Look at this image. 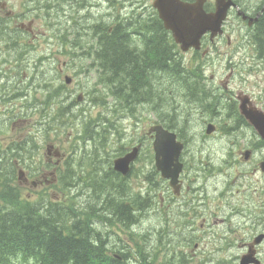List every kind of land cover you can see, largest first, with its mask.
<instances>
[{"label":"rangeland","instance_id":"374dc122","mask_svg":"<svg viewBox=\"0 0 264 264\" xmlns=\"http://www.w3.org/2000/svg\"><path fill=\"white\" fill-rule=\"evenodd\" d=\"M12 1L16 5H20L24 0ZM139 1L146 6L144 22L154 20L155 15L157 16V13L152 9L154 0H73V4L63 2L57 14L52 11L54 14H51V19L47 17L44 20L45 16H42L34 20L31 17L30 21L34 22V29L38 32L48 31L47 33H49V29H52L56 35L59 34L58 39H55L59 40L61 37V51L54 50V41L48 38L49 34L46 39L41 41L46 43L38 51L33 52L8 49L6 40L3 41L5 38H1L0 79L1 77L8 78L7 86L10 90L5 95L7 100L4 103L14 106L16 111L11 114L18 117L0 113V154L10 142L19 141L18 137L25 136L29 130H33V126L41 117L37 111L43 107L47 110L53 104L49 93L54 95L55 85H59L57 79L61 77L62 89L59 99L63 102L60 107L62 111H59L60 105L57 106V111L60 114L56 112L55 116H51V119L56 120H51V123L44 126L42 139H40V135L38 139H35V142L37 144L51 142L61 150L66 158L63 163V176H60L61 185L63 187L66 183H74V187L71 192L68 191L69 188L66 191L61 190L62 187L59 184L56 185L55 181L52 182L51 176L45 178L36 176L30 179V183L25 182V178L28 176H17L19 169H26L23 162L28 153L27 148L32 151L34 149L22 145L20 151L16 153L14 151L12 157L19 162V165L14 167L16 176H12L8 182L0 180V207L9 205L7 204L8 195L2 193L3 189L9 185L7 191L17 192L20 201L24 204L25 202L39 201L45 193L48 195V200L53 203L67 205L76 203L79 206L88 203L92 206V211H95V208L101 207V204L96 203L97 195L93 190L82 184L76 186L78 184L76 179L64 184V179L71 175V171L74 174L85 171L89 176H106L111 172L116 158L126 151L129 153L137 148L138 161L126 180L127 185L118 192H116V188L113 189L116 186L110 187L109 190H112L113 193H122L126 197L125 199L130 200L133 198L129 197L125 190L127 186L129 193L132 192L135 195L143 191L141 197L143 200L148 193L154 191L156 194L155 203L140 217L139 224L134 225L130 230L123 226L108 228L102 219L96 221L95 227L97 226L96 228H99L101 233L113 244L118 243L116 241L118 235L115 232H118L121 238L126 240V237L131 238L130 233L132 232L142 240L150 239V242L146 244L152 251L149 253L160 258L157 264H178L172 257L182 253L193 263L222 264V259L227 262L229 258L232 264H239L243 252L240 244L249 237L254 238L264 233V207L262 208L264 190L262 191L257 186H263L264 176L259 173L253 175V168H257L255 161L264 157V148L261 147V144H257L258 140L253 135L254 129L243 126L235 132L224 131L223 125L225 124H222V119L214 114L215 112L223 113L222 105L215 106V101L212 98L199 100L200 97L187 92L189 87L184 86V82H181L178 87L174 86L171 83V79L176 80L174 75L164 74L163 76L160 71L153 70L148 71L153 77H150L149 81L152 85L157 84L160 88L156 101H150L149 106L146 107L139 105L136 111L126 114L127 108L123 107V102H117L112 94L107 97V89L103 87L101 78L96 73L93 64H95L94 56L100 43V36L105 32L106 27H112L113 24L123 20L125 16L130 17L133 14L132 5ZM244 3L246 7H251L255 4V0H245ZM4 15L1 16L4 17ZM28 21L25 19V24ZM48 21L55 24L47 26ZM232 21H234L232 30L239 32L242 27L241 19L234 20L232 18L230 22ZM93 30H96L97 33H93ZM3 34L7 36L6 33ZM234 43L235 40H232L229 45L223 42L217 48L219 51L231 52ZM143 46H145L143 49H138V45H133L129 47V50L134 51L136 56H150L152 48L147 45ZM174 52L178 53V51ZM206 55L210 59L209 53ZM211 57L210 60H215L216 55L212 53ZM192 58L199 59L195 55H186L184 61ZM212 62L213 66L206 70L207 75L217 82L215 85L220 88L219 94L224 95V98H229L232 96V92L235 93L240 89L258 91L259 83L256 84L254 80H251L243 82L242 85L238 78V80H234V83L230 82L229 93H227L228 90L225 91L221 86V79L229 74H226L222 64L217 60ZM173 63L177 65L175 60ZM33 79L37 81L33 92L30 96L22 95L20 89L27 86ZM67 79L71 81L70 84H66ZM22 80L25 81L21 82ZM39 80L46 83L44 90L49 93H43L40 83H38ZM4 82L0 81V88L6 87ZM260 84L264 94V82ZM156 90L158 91V89ZM78 98L80 99L78 100ZM100 102L102 104L108 102L106 108L99 105ZM0 103H3L1 97ZM210 104H214L211 108L216 107L214 113L206 109ZM23 107L25 109L17 113ZM3 108L6 109L3 104H0V110H4ZM65 109L68 113L63 115ZM45 119L48 120L49 116H45ZM208 120H214L219 127V131L217 130L211 136L206 133ZM25 121L28 122L24 124ZM99 121L106 122V125L98 127L97 122ZM233 123L236 124L234 121H229V125L233 126ZM155 124L171 125L189 143L185 153L188 175L199 176L201 174V176L214 177L207 182L209 185L208 207L201 210L203 218L198 223L189 225L188 222L183 221L181 212H177L178 202H172V196L166 191L162 194L164 188L156 186L154 154L148 136L149 129ZM107 126V132L104 134V128ZM97 130L99 133H96ZM31 144L34 146L33 142ZM35 146L37 148L36 144ZM249 148L258 150L255 160L251 161L254 162L252 165H246L239 157L241 150L245 151ZM259 149H262V153L259 152ZM93 158L98 162V165L91 163ZM83 159H85V163L81 164L83 165L82 169L76 170ZM3 164H5L4 160L0 162V166L4 167ZM84 165L87 166L88 172ZM195 172L199 173L193 174ZM238 176H247L246 182H244V178L238 179ZM78 177L81 176L76 178L78 179ZM31 180L37 183V187L31 185ZM45 180L55 185L48 187ZM83 180V178L79 180L80 183H83ZM231 193L234 194L232 198V206L235 209L234 216L228 209L226 201L227 195ZM154 205H156L155 208ZM238 209H244V214L247 217L243 218L244 216L236 211ZM224 219L228 221L227 224L224 223ZM192 237L195 241L188 245L185 239ZM175 238L180 242L174 241ZM155 243L156 247L158 243L167 245L166 250L161 247V249H157L158 254H155L150 247ZM195 243L198 244L195 245ZM260 252L264 260V244L260 248ZM237 257L238 259H236Z\"/></svg>","mask_w":264,"mask_h":264},{"label":"flooded vegetation","instance_id":"af4514ba","mask_svg":"<svg viewBox=\"0 0 264 264\" xmlns=\"http://www.w3.org/2000/svg\"><path fill=\"white\" fill-rule=\"evenodd\" d=\"M188 2H195L196 0H187ZM216 0H204V8L207 13H213L216 11ZM234 7L230 9L228 18L224 22L223 25V33L222 35H219L217 38L213 39L210 34H207L203 37V55H206V53H209L210 59H212L211 55L214 53L216 55L215 60H210L208 56L206 55V59L202 61H186L184 62V66H186L187 69L189 68H198V72L201 75V80L194 86L190 87L192 90L191 94L195 95L196 97H204L203 100L206 98H209L215 101V106H223V113H217L213 112L216 107H212V104H210L209 107H206V109L210 110V112L217 114L222 119L223 130L227 132L232 131L235 132L239 127H247L254 129L250 123H248L244 117L241 115L242 108H246L249 110H255L264 112V94L261 90V84L264 82V0H255V4L251 7H246L245 0H232ZM65 2L68 4H73V0H24L20 5H16L15 2L12 0H0V12L1 14L4 13L5 16V25L3 26L2 32L6 33L7 36L0 33V43H2L1 38L6 40L8 44V49H16L23 52H33L38 51L39 48L42 47V45L46 42H41L42 40L46 39L47 34H49L48 38L54 41V50L61 51L62 50V41L61 37L58 39L59 34L56 35L52 29H49V33L46 32H38V30L34 29V22L30 21L31 17L32 19L36 20L37 18H41L42 16H45L43 19L46 20V18L51 19V14H54L52 11H55L57 14L59 12V8L61 9L60 5ZM139 4L142 2L139 1ZM141 9H143L146 14V6L143 7L141 5ZM43 13V14H42ZM0 14V15H1ZM239 20L242 21V27L240 28L239 32H235L232 30V27L234 26V21L230 22V19ZM25 19H28L29 21L27 24H25ZM55 20V19H54ZM55 24L54 22H47V26H52ZM37 31V32H36ZM156 31V30H154ZM22 36V38H21ZM154 38L157 39L158 36L156 33H154ZM153 39V42L154 40ZM232 40H235L234 48L231 52H223L219 51L217 48L218 45H220L223 42H226V44L229 45ZM155 43V42H154ZM138 45V44H137ZM52 47V44L50 45ZM133 45H128V48ZM145 46L138 45V49H143ZM153 49V46L151 44L150 46ZM245 49V50H244ZM225 55V56H224ZM148 56L141 55L139 56V59H144L145 61L148 60ZM229 59V60H228ZM221 63L223 68L225 69L226 74L221 79V86L222 88L227 91L230 85V82L234 83V80H238L243 85V82L254 80L255 83H259L258 91H254L253 89H247V90H237L235 93H231L232 96L229 98H224V95L219 94V89L215 84L214 78H210L207 75V69L213 66L212 61H216ZM151 61H154V64L151 63L152 70L157 68V58L156 56L151 58ZM224 63V64H223ZM217 64V63H216ZM26 79V78H25ZM4 80H6L4 82ZM1 82H4V85L6 87L0 88V97L2 101H6L5 98L6 93H8L10 90L8 88V78L1 77ZM25 80H22L21 82H24ZM36 79H33L29 81V84L22 89H20L22 95H29L33 92V88L35 85ZM57 82L59 85H55L54 89V95L50 94L46 90H44L46 87V83L43 80H39L38 83H40V86L42 88L43 93H49L50 100L53 102L51 106H54L55 108L52 109L50 107L49 109H41L37 112L41 114L40 120L38 123H35V127L33 130H29L25 136L18 137L19 141H13L10 142L9 145L4 147L2 150L4 154L0 155L1 160L5 162V164H9L8 159H11L14 155L15 149L20 148L22 145L28 146L30 145V142H33L37 145V148H34L32 151L31 149L27 148V155L24 159L25 167L26 169H22L18 171L17 176H28L25 178L26 183H30V179L38 176H43L44 178L46 176L52 177V182H58V177L63 176V163L66 160L65 155L61 152V150L55 145L51 144V142H39L38 144L35 142V139H38L41 135V138L43 137V130L44 126L47 123H51V116L56 115L58 107H61V100L59 99V96H61V89H62V80L61 77L57 79ZM207 89V91H206ZM216 89V90H214ZM189 90V88H188ZM229 93V90L227 91ZM153 97V94H152ZM141 100L136 99L132 100L129 99V103L134 105L135 107L138 106ZM224 103H223V102ZM4 104V103H0ZM2 106V105H1ZM215 108V109H214ZM0 110V113H7L11 111V109H5ZM48 111V114H46ZM60 114V113H59ZM45 116H49V119L46 120ZM229 121H234L236 124L233 123L232 125H229ZM28 121H25L24 124H26ZM226 122V123H224ZM214 120H208L207 122V129L209 125L215 126V131L219 129L218 125L216 124ZM206 126V125H205ZM41 127V128H40ZM220 127V131H221ZM35 139L33 140L31 138V134L35 132ZM219 131V130H218ZM215 132V133H216ZM254 137L256 140H258L257 144H261V147L264 148V140L260 139L257 132L254 130ZM22 138V139H20ZM185 151L182 155V162H184V168L186 169V162H185V153L187 151V145L185 144ZM13 147L15 149H13ZM36 147V146H35ZM30 148V147H29ZM30 150V151H29ZM246 152H249V156H246ZM258 150H253L252 148H249L245 151L241 150L239 153V157L243 159L245 164L252 165L254 162H251L252 159L255 160L256 153ZM259 152L262 153V149H259ZM128 151L123 153L121 156H124L127 154ZM120 156V157H121ZM14 160L15 165H19L18 161ZM138 161V160H137ZM137 161L134 163V165L137 163ZM12 162V160H11ZM264 162V157H261L259 160L255 161L257 164V168H253V175L254 173H259L261 176H264V167L262 166V163ZM242 163V160H241ZM134 165L131 167V170H133ZM10 168H6V170L2 169L0 176H16L15 173L12 172V169L9 171ZM250 169V168H249ZM249 171V170H248ZM132 172V171H131ZM199 172H195L193 174H198ZM158 175V174H157ZM248 176V173H247ZM247 176H238L239 178H246ZM158 177V176H156ZM231 177V176H229ZM210 178H214L213 176H190L188 173L184 171L182 176L179 177V189L178 194L174 191L169 181H165L167 187L165 189L166 193L172 196V202L177 201L178 202V211L181 212L182 220L188 222L189 225L193 223H198L202 218L203 214L201 213V210L205 207H208V197H209V185L208 180ZM31 185L37 187V183L33 180H31ZM52 182H48V180H45V183H47L48 187H52L53 185H50ZM44 183V184H45ZM42 184V183H41ZM158 184V183H156ZM46 185V184H45ZM261 190H264V184L263 186L257 185ZM45 194V193H44ZM264 196V193L262 194ZM264 201V199H262ZM264 206V203L262 202V208ZM243 207V206H241ZM176 211V210H174ZM234 211V209H232ZM187 219V220H185ZM206 222V220H205ZM250 239V240H249ZM254 238H247L243 243L240 244L242 255L246 252L250 251L251 249V243ZM180 242L177 238L174 239V241ZM171 241V240H170ZM186 243L192 244L195 239L192 238H186ZM198 243H195L197 245ZM264 241L262 244L257 246L255 248L256 255L258 259L260 260L259 264H264V260L262 258V253L260 252V248L263 246ZM177 259H180L179 261L185 260L188 264H202L199 262H191L184 256V253L176 256ZM173 260L175 259V256L172 257ZM206 258V257H205ZM238 259V257L236 258ZM222 264H229L226 261H221Z\"/></svg>","mask_w":264,"mask_h":264},{"label":"trees","instance_id":"16d2710c","mask_svg":"<svg viewBox=\"0 0 264 264\" xmlns=\"http://www.w3.org/2000/svg\"><path fill=\"white\" fill-rule=\"evenodd\" d=\"M154 23L153 20L144 27L147 32H151L153 27L159 31L157 39L152 38L148 41L153 49L150 50L147 61L139 59L134 51L129 50L130 37L127 29H123L122 26L125 24H116L111 31L107 30L110 27L105 26L107 31L104 30L99 38L100 43L93 65L103 87L107 89V94L109 96L112 94L117 102H123L127 107L131 106L129 99L142 97L143 102L152 99L155 89L149 81L151 74L148 72L152 70L151 63L154 64V61H151L152 57L156 56L157 70L160 72L181 69L178 64L169 66L173 60L179 63L180 59L175 58L176 54H171L172 50L177 51L176 45L169 33L164 32L162 22L157 20L155 25ZM145 103L149 104L150 101ZM99 105L105 107V103L100 102ZM67 113L65 109L63 114ZM104 124V121L97 122L98 127H103ZM83 172L85 174V171ZM113 173L106 176L85 174V177H78L76 183L90 188L97 195L96 203L99 202L101 207L94 206L95 211H92V206L88 203L79 206L76 203L67 205L45 200L40 203L24 204L15 193H8L7 204L10 207L9 205L0 207V264H157L160 258L152 256L149 253L152 251L146 244L150 239L145 241L131 234L128 244L131 248L125 244L115 246L118 247L116 252L119 257L113 254L114 247L107 249L103 246V243L109 240L99 228H96L97 226L95 227L94 221L102 219L111 227L123 226L128 230L138 223L147 209L152 207L147 197L143 200L140 195L131 197L128 193L129 197L133 198L130 200L125 199L126 197L120 193L109 190L110 187L116 186L113 189L116 188L118 192L125 187L123 178L112 176L116 175ZM76 177L70 176L69 182ZM82 178L83 183H80L79 180ZM67 185L73 184L66 183L63 189H66ZM154 245L150 247L158 254V248ZM179 260L175 257L174 262L188 264L185 260Z\"/></svg>","mask_w":264,"mask_h":264},{"label":"water","instance_id":"95a60500","mask_svg":"<svg viewBox=\"0 0 264 264\" xmlns=\"http://www.w3.org/2000/svg\"><path fill=\"white\" fill-rule=\"evenodd\" d=\"M154 7L158 10L165 28L173 33L175 41L181 45L184 52H187L190 48L199 49L201 37L207 32H211L212 37L221 32V26L226 18L230 3L218 0L217 11L213 14L204 12L200 0L194 4L181 0H155ZM67 82L69 83L70 80ZM243 113L264 138V118L253 111H243ZM212 132L213 129L210 128L208 134ZM150 133H155L156 166L165 178L171 179L172 186L177 187L178 178L183 169V165L179 161L183 144L177 142V136L174 133L165 130L162 126L153 127ZM136 155L137 150L127 157L117 160L115 169L127 174L130 163ZM262 238H264L263 235L255 243H259ZM251 256L253 255L251 254ZM251 261V258L246 256L242 264H249Z\"/></svg>","mask_w":264,"mask_h":264},{"label":"bare ground","instance_id":"6f19581e","mask_svg":"<svg viewBox=\"0 0 264 264\" xmlns=\"http://www.w3.org/2000/svg\"><path fill=\"white\" fill-rule=\"evenodd\" d=\"M82 23H83V22H82ZM83 25H84V24H83ZM85 26H86V25H85ZM91 35H92V34H91ZM89 36H90V35H89ZM98 36H99V35H98ZM90 37H91V36H90ZM96 37H97V36H96ZM170 60H171V59H170ZM169 65H171L172 67H173V66H176L173 62H171ZM108 73H109V72H108ZM106 74H107V73H106ZM115 88H116V87H115ZM136 99H139V100L141 99V101H142V97H141V98H135V100H136ZM146 101H147V102H148V101H152V99H150V100L147 99V100H145V102H146ZM76 115H77V114H76ZM70 184H71V183H70ZM72 184H73L72 186H71V185H70V186L67 185V188L72 189V188L74 187V183H72ZM91 198H92V197H91ZM86 199H87V198H86ZM95 223H96V221H94V224H95ZM103 246H104L105 248H107V249H111V244H110L109 241H105V242L103 243Z\"/></svg>","mask_w":264,"mask_h":264}]
</instances>
